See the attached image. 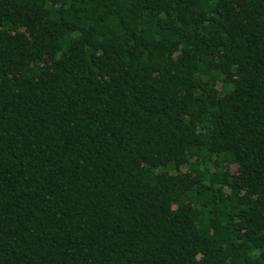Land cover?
Returning a JSON list of instances; mask_svg holds the SVG:
<instances>
[{
  "label": "trees",
  "instance_id": "trees-1",
  "mask_svg": "<svg viewBox=\"0 0 264 264\" xmlns=\"http://www.w3.org/2000/svg\"><path fill=\"white\" fill-rule=\"evenodd\" d=\"M0 264H264V0H0Z\"/></svg>",
  "mask_w": 264,
  "mask_h": 264
}]
</instances>
